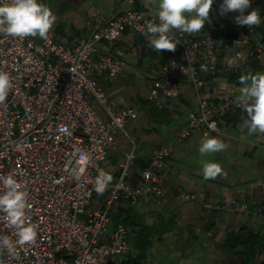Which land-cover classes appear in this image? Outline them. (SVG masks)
<instances>
[{
	"label": "built area",
	"instance_id": "1",
	"mask_svg": "<svg viewBox=\"0 0 264 264\" xmlns=\"http://www.w3.org/2000/svg\"><path fill=\"white\" fill-rule=\"evenodd\" d=\"M124 1L130 4L134 0ZM146 21L159 23L154 14L122 9L92 24L89 33L70 46L50 35L40 41L0 35V71L9 74L13 85L6 102L0 105V175L14 174L24 185L30 205L27 215L38 225L36 243L19 246L14 229L0 214V238L9 239L13 245L12 253L0 248V264H123L116 257L127 250L126 229L119 223L108 226V211L120 199L135 203L143 196L155 200L176 196L207 210H248V204L237 198L222 203L210 195L168 191L158 173L172 152L170 144L156 149L148 166L139 172L136 186L125 178L133 157L130 152L107 190L101 195L95 192L93 181L99 171H104V153L114 143L115 130L135 116L130 108H109L96 76L105 72L114 77L121 65L108 54L96 53V46L113 42L125 30L142 35ZM262 24L251 28L233 25L244 31V43L249 37L253 41L249 51L238 49L227 54L220 69L215 24H208L193 40L170 33L180 43L170 51L173 58L157 68L146 99L159 107L163 98L175 92L174 76L190 82L196 110L189 113L181 138L195 133L219 134L221 118L241 108L236 103L239 95L212 101L200 90L208 74L240 71L247 62L264 63V39L259 33ZM90 98L107 118L93 109ZM103 195L98 208L86 211L93 197ZM77 213H85L86 220L77 221Z\"/></svg>",
	"mask_w": 264,
	"mask_h": 264
},
{
	"label": "crops",
	"instance_id": "2",
	"mask_svg": "<svg viewBox=\"0 0 264 264\" xmlns=\"http://www.w3.org/2000/svg\"><path fill=\"white\" fill-rule=\"evenodd\" d=\"M49 7L56 21L49 35L57 42L70 46L85 37L91 25L115 12L131 8L144 14H154L149 0H38ZM223 0H213L208 24H215L217 66L223 67L227 54L235 50L249 51L252 37L242 41L244 31L235 29L237 11L220 13ZM258 9L263 24L259 33L264 39V0H250L245 15ZM194 34L173 30L184 40L197 38ZM40 41L41 38L29 37ZM96 53L117 59L121 70L114 77L105 72L96 76L110 109L130 108L135 116L127 119L114 132V143L105 150L103 167L116 178L119 164L132 153L126 169V181L136 186L139 172L148 166L153 153L161 146L172 145V152L158 173L168 191L176 190L210 195L220 202L237 198L248 204L243 213L228 210H207L192 201L171 196L155 200L150 196L135 203L120 199L108 211V226L122 224L126 229L127 250L117 256L123 264H259L264 261V134L249 135L241 125L247 118L242 108L228 111L219 121L216 137L226 144L223 152L201 156L199 141L204 135L195 133L180 137L189 113L196 110V97L189 81L174 76L175 92L163 98L159 107L146 99L149 84L156 70L172 59L170 51L151 47L147 37L132 31H122L113 42H100ZM264 73L263 62H247L240 71L208 74L200 92L204 98L216 101L229 95H239L242 75ZM93 109L104 119L106 113L93 99ZM202 161L218 163L223 175L205 180L201 174ZM91 206H100L94 197ZM252 235L256 242L245 250L242 237Z\"/></svg>",
	"mask_w": 264,
	"mask_h": 264
},
{
	"label": "clouds",
	"instance_id": "3",
	"mask_svg": "<svg viewBox=\"0 0 264 264\" xmlns=\"http://www.w3.org/2000/svg\"><path fill=\"white\" fill-rule=\"evenodd\" d=\"M149 3L155 7L154 15L159 23L146 21L143 34L151 47L161 52L175 51L176 45L180 43L170 35L173 30L194 34L204 29L213 0H149ZM249 7L250 0H223L220 13L223 15L229 11H237L239 15L235 17L236 24L249 28L259 26L261 23L259 10L253 9L245 15V10ZM55 21L56 16L52 10L38 0H0V35L21 40L38 36L48 40ZM239 83L242 87L236 103L247 116L241 127L246 128L249 135L264 134V73L242 75ZM12 86L9 74L0 71V105L6 102ZM226 147L220 139L205 134L199 141L198 151L201 156H207L223 152ZM201 163V174L205 180L215 179L224 174L222 167L216 162ZM112 182L113 176L101 170L93 181V188L101 195ZM0 185H2L0 214L14 229L16 244L34 245L38 225L31 223L27 215L30 205L28 193L23 190L24 185L14 174L0 175ZM0 248H7L9 253L13 252L12 242L6 238H0Z\"/></svg>",
	"mask_w": 264,
	"mask_h": 264
},
{
	"label": "trees",
	"instance_id": "4",
	"mask_svg": "<svg viewBox=\"0 0 264 264\" xmlns=\"http://www.w3.org/2000/svg\"><path fill=\"white\" fill-rule=\"evenodd\" d=\"M94 198V197H93ZM256 242V239L252 235H247L246 237H242V243L245 244V250H249L251 245Z\"/></svg>",
	"mask_w": 264,
	"mask_h": 264
},
{
	"label": "rangeland",
	"instance_id": "5",
	"mask_svg": "<svg viewBox=\"0 0 264 264\" xmlns=\"http://www.w3.org/2000/svg\"><path fill=\"white\" fill-rule=\"evenodd\" d=\"M97 197V196H95ZM100 199V201L102 202L103 201V198H104V195L103 196H100L98 197ZM92 203H90L87 207H86V211L90 210L91 208H93V206H91ZM75 219L77 221H85L86 220V214L85 213H77L76 216H75Z\"/></svg>",
	"mask_w": 264,
	"mask_h": 264
}]
</instances>
